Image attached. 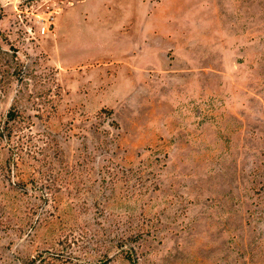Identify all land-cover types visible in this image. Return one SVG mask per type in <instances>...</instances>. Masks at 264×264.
<instances>
[{"label":"rangeland","instance_id":"1","mask_svg":"<svg viewBox=\"0 0 264 264\" xmlns=\"http://www.w3.org/2000/svg\"><path fill=\"white\" fill-rule=\"evenodd\" d=\"M14 99L67 181L0 136V264H264V0H0Z\"/></svg>","mask_w":264,"mask_h":264},{"label":"trees","instance_id":"2","mask_svg":"<svg viewBox=\"0 0 264 264\" xmlns=\"http://www.w3.org/2000/svg\"><path fill=\"white\" fill-rule=\"evenodd\" d=\"M56 93H58V96L59 92ZM18 103H20L18 100H13L0 129V136L5 138L9 145L10 156L7 159V164L9 167L11 164L17 165L19 159L23 160L24 156L28 157L33 172L39 173L38 178L43 179L56 191L67 181L59 178L62 181L59 184L56 178L49 179L47 174L51 173L53 175L55 165L53 158L58 157L56 152L51 156L49 150L51 148L52 150H58V148L54 146L53 139L49 138L48 134L33 131L34 120L32 119L34 116L42 120H49L57 111L56 104L50 105V110H46L38 104L30 108H22ZM31 109L35 110L32 115L28 113ZM45 110L47 111L46 115L44 114Z\"/></svg>","mask_w":264,"mask_h":264}]
</instances>
